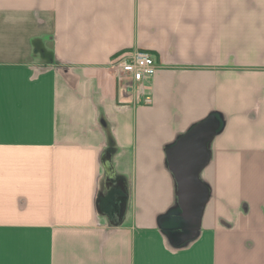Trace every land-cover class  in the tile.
<instances>
[{
    "label": "crops",
    "instance_id": "1",
    "mask_svg": "<svg viewBox=\"0 0 264 264\" xmlns=\"http://www.w3.org/2000/svg\"><path fill=\"white\" fill-rule=\"evenodd\" d=\"M203 125L194 230L169 152ZM0 264H264V0H0Z\"/></svg>",
    "mask_w": 264,
    "mask_h": 264
},
{
    "label": "water",
    "instance_id": "2",
    "mask_svg": "<svg viewBox=\"0 0 264 264\" xmlns=\"http://www.w3.org/2000/svg\"><path fill=\"white\" fill-rule=\"evenodd\" d=\"M211 134V129L206 125L200 126L169 152L183 223L194 230L208 200V190L200 181L199 173L208 160L205 143Z\"/></svg>",
    "mask_w": 264,
    "mask_h": 264
},
{
    "label": "built area",
    "instance_id": "3",
    "mask_svg": "<svg viewBox=\"0 0 264 264\" xmlns=\"http://www.w3.org/2000/svg\"><path fill=\"white\" fill-rule=\"evenodd\" d=\"M157 68L153 55L144 50L119 53L109 62V69L119 81H123L128 90L143 86L145 80L155 75ZM148 101V98L144 99L145 103Z\"/></svg>",
    "mask_w": 264,
    "mask_h": 264
},
{
    "label": "rangeland",
    "instance_id": "4",
    "mask_svg": "<svg viewBox=\"0 0 264 264\" xmlns=\"http://www.w3.org/2000/svg\"><path fill=\"white\" fill-rule=\"evenodd\" d=\"M231 175V174H230ZM230 183H231V179H230ZM231 188V187H230ZM230 211H231V208L229 207Z\"/></svg>",
    "mask_w": 264,
    "mask_h": 264
}]
</instances>
